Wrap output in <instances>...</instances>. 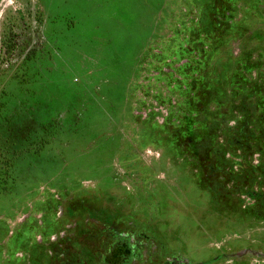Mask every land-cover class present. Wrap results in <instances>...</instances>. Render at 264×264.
<instances>
[{
    "label": "rangeland",
    "instance_id": "obj_1",
    "mask_svg": "<svg viewBox=\"0 0 264 264\" xmlns=\"http://www.w3.org/2000/svg\"><path fill=\"white\" fill-rule=\"evenodd\" d=\"M0 264H264V0H0Z\"/></svg>",
    "mask_w": 264,
    "mask_h": 264
}]
</instances>
